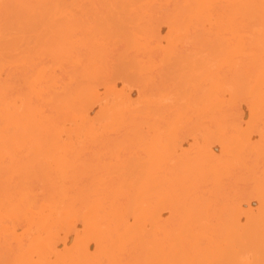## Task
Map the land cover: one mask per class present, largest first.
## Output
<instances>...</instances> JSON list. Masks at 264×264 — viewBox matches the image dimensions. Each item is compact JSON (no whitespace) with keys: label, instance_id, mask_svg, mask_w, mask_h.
<instances>
[{"label":"bare ground","instance_id":"obj_1","mask_svg":"<svg viewBox=\"0 0 264 264\" xmlns=\"http://www.w3.org/2000/svg\"><path fill=\"white\" fill-rule=\"evenodd\" d=\"M165 1L0 0V264H264V0Z\"/></svg>","mask_w":264,"mask_h":264},{"label":"rangeland","instance_id":"obj_2","mask_svg":"<svg viewBox=\"0 0 264 264\" xmlns=\"http://www.w3.org/2000/svg\"><path fill=\"white\" fill-rule=\"evenodd\" d=\"M169 1L171 2V0H167V1H165V2H166V5H167V3L170 4ZM165 2H163V3L165 4ZM163 3H161V4H163ZM171 4H172V3H171ZM171 4H170V6H171ZM159 5H160V4H159ZM166 5H165V7H163V6H164V5H163V6H162V9H163V8L166 9V8H167ZM172 5H173V4H172ZM168 6H169V5H168ZM160 8H161V6H160ZM186 40H188V38H186ZM186 40H184V43H185V44H186ZM189 41H190V39H189ZM181 43H182V45H181V44H179V45H181V46L184 48V45H185V44H184L183 42H181ZM187 43H188V42H187ZM183 44H184V45H183ZM189 44H191V42H189ZM189 44H188V45L186 44L185 48H186V47L189 48V46H190ZM181 46H179V47H180L181 50H183V49L181 48ZM187 48L184 49V50H185V51L188 50ZM189 49H190V48H189ZM184 50H183V51H184ZM114 53H115V52H114ZM117 53H118V52H117ZM117 53H116V56H117ZM59 71H61V70H56L57 73H58ZM59 73H60L59 76H60V75H61V76L63 75L61 72H59ZM61 76H60V77H61ZM62 77H63V76H62ZM62 77H61V78H62ZM241 110H242V108H241ZM241 110H240V112H242ZM261 166H263V165H261ZM261 166H260V168H259V171H260V173H258L259 175L262 174V170H263V169L261 170V168H262ZM243 171H244V170H243ZM240 174H241V173H240ZM231 180H232V179H231ZM231 180H229L228 182H230ZM232 181H233V180H232ZM249 181H250V180H249ZM251 182H253V181L251 180L250 183H247L245 178H240L238 181L236 180L235 183H236V184L238 183L237 185L241 186L240 188H242V187L245 188V186H246V188H249L248 185H249V184L251 185V184H252ZM250 185H249V186H250ZM252 185H253V184H252Z\"/></svg>","mask_w":264,"mask_h":264}]
</instances>
